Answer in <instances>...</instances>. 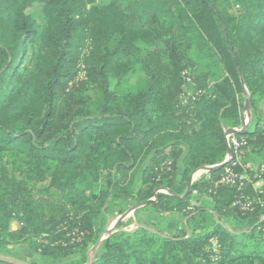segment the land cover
Returning <instances> with one entry per match:
<instances>
[{
	"label": "trees",
	"instance_id": "16d2710c",
	"mask_svg": "<svg viewBox=\"0 0 264 264\" xmlns=\"http://www.w3.org/2000/svg\"><path fill=\"white\" fill-rule=\"evenodd\" d=\"M35 3L42 28L27 13ZM204 48L227 74L221 82L211 84L199 63ZM79 65L85 80L72 84ZM137 66L146 80L132 90L127 78ZM186 79L196 92L183 104ZM244 87L253 123L238 137L246 160L263 154L264 162V0H0V254L20 243L53 261L76 250L81 256L66 264H87L95 216L124 196L144 203L170 179L169 194L143 209L185 206L181 233L118 231L90 264H264V209L241 212L232 207L236 188H213L225 167L181 199L196 169L224 162V128L241 126ZM7 156L23 158L45 189L10 176L1 166ZM168 159L171 172L157 180L151 172ZM88 179L104 191L92 210L79 188ZM246 188L264 202V185L258 195ZM193 191L211 199L210 209L190 206ZM75 229L85 237L69 245Z\"/></svg>",
	"mask_w": 264,
	"mask_h": 264
},
{
	"label": "rangeland",
	"instance_id": "374dc122",
	"mask_svg": "<svg viewBox=\"0 0 264 264\" xmlns=\"http://www.w3.org/2000/svg\"><path fill=\"white\" fill-rule=\"evenodd\" d=\"M238 10H239V6L237 4H233L231 6V10L230 13L236 17L238 16ZM27 13L32 16L36 22L39 24L40 28H42L45 24L44 19L42 17L41 14V6L37 3H35L28 11ZM208 53V49L204 48L199 55L201 56L200 60L201 62H199L202 66L206 67V71H209V73L211 74V84L212 83H217V82H221L222 80V75L223 76H227V74H224V70L222 69V66L218 65L215 63L216 58H212L211 54L207 55ZM140 56H143V53L139 54L137 57V60L140 59ZM78 72L76 74L75 79L73 80L72 84H76L79 82H82L85 80V73H84V67L83 65H79L77 67ZM228 77V76H227ZM146 80L145 75L140 71L139 67L137 66L134 70L133 73H131L128 78H127V83H128V87L132 90L136 89L137 87L141 86V84ZM115 84L116 81L115 80H111V89L115 90ZM245 88V87H244ZM245 91H243L242 95H239V102L242 105V110H241V126L239 128H235L236 130H242L244 127L247 129L248 127L250 128L252 126V111L250 109L249 106V114L250 116L247 115L246 112H244V107H245V102L248 99V93L247 90L244 89ZM184 89V97L182 98V103L185 104L187 103L186 101H188L189 97L191 99H193L195 96V92L194 91V84L190 82V79H186V84L183 87ZM258 117L260 119L264 118V104H260L259 105V109H258ZM245 129V130H246ZM228 131V129L224 128V133L226 134ZM263 154L259 155L258 158L260 159H256L254 161V164H258L261 162ZM23 158H20L19 156H7L3 159L1 166L3 168H5L8 172L9 175L12 177H16V179L19 181L20 179H26L29 187H37V189L39 188L40 190L45 189L47 182H39L37 181L35 178L31 180V177H34L35 173L30 171L29 168H25L23 166ZM172 160L168 159V161L162 162L165 163L166 166L168 163L171 164ZM161 163V164H162ZM160 164V165H161ZM159 165V166H160ZM213 167V166H212ZM159 168V167H158ZM166 167L162 168V171L160 169H157V171L153 170L151 172V175H158L157 180H159V178H161V176L170 173L171 172V165H170V171L167 172L165 170ZM203 168V167H201ZM198 168L196 169L192 174H191V178H192V184L195 183V181H199L202 177L206 176V172L201 169ZM255 168H253V170L251 171V173H249V183L248 185H252V189L253 191L257 194H261V188L264 185V180L263 181H256L253 183V181L257 178L256 173H255ZM180 172V171H179ZM199 173V174H198ZM175 175V177L179 178V176L177 175V172L173 173ZM103 179V176H102ZM162 180V179H161ZM170 180V179H169ZM169 180H165L163 182H161L159 185H155L154 188H156L157 186H159V189H156L154 191L157 192L158 194H163V195H168L169 191L167 188H170L173 185V182H170ZM157 182V181H156ZM83 186L79 185V188L82 187L84 188L86 195L90 197V201L87 202L86 206L89 207L90 210L94 209L95 207V201L100 202L101 201V197H102V193L104 192L103 190L100 189V187L96 184H91V180L88 179V181L85 184H82ZM125 186V185H123ZM168 186V187H167ZM167 187V188H166ZM188 187V186H187ZM36 189V190H37ZM138 186H136L134 188L135 191H138ZM247 189V188H246ZM245 189V191H246ZM186 193V190H185ZM184 193V195H185ZM157 194V195H158ZM257 194V195H258ZM184 195L181 197V199L184 197ZM95 196V197H94ZM186 197V196H185ZM184 197V198H185ZM92 198V199H91ZM150 199L154 200V195L153 197H151ZM256 199H262L260 197L256 198ZM254 200V199H252ZM190 206L191 207H200V208H206V209H210V207L212 206L211 203V199L210 198H202V197H198L197 195H192L190 198ZM138 205V203L135 200V197L133 196H124L123 198L119 199L116 202H111L108 203L107 205V209L106 211L103 212V214H97L95 216L94 219V223H95V236H96V242L101 241L99 247L94 251L93 247L95 244H91L88 247V250L86 252V257L87 260L90 258L91 260H93V258L96 256V254L98 253V251L101 249V245L102 242L106 239L107 237V230L110 229L114 222L121 216L126 215L127 216L117 224V231L120 230H124L127 232L133 231L135 229H137L139 226L143 225L146 228H149L150 230L156 231L158 233H163V230L167 231V229H169L170 233L176 235L181 233L179 231V226H182L184 224H181L180 220L182 217V210L180 211V209L186 208L184 207H177L176 205H173L174 208H172L169 211H161V212H156V211H152L149 209H143V208H139L136 209L134 211H130L134 206ZM264 209V205L262 206ZM62 208V207H61ZM190 208V207H189ZM65 210H70V206L69 205H63V208ZM188 210V209H187ZM190 211V210H188ZM57 211H49L46 212V214H48L49 216H51L52 214L56 215ZM72 213V212H70ZM71 215V214H69ZM263 216V217H262ZM261 216V220L264 218V215ZM170 226V227H168ZM19 226V224L16 221H13L11 223L10 226V230H16ZM79 229H75V231H78ZM74 232V231H73ZM114 232V233H116ZM113 233V234H114ZM85 237V233L83 234V236L80 237V240L78 242H70L68 243L69 245H75L77 243H80ZM219 245V244H218ZM220 247V246H219ZM24 249V250H20V249ZM29 250L31 252V250L29 249L28 246L20 244V243H16V244H11L10 246H8L6 249H4V251L0 254V257L5 259L8 262H12L14 264H18L21 263V261L27 262V258L25 259L26 255L24 254L27 253L26 251ZM13 253H17L18 256H14L11 255ZM32 255H34L33 252H31ZM30 254V255H31ZM81 255L79 253H76V250H74L70 256L64 258V259H60L58 261H53L51 259L48 258H44L42 257L40 254L37 256L35 255V259L36 257H38L36 260L33 257V260H35L36 263L38 264H66L72 261H75L76 259H78V257H80ZM213 259H215V256L212 255L211 256ZM31 261L30 264H33ZM7 262V263H8ZM29 262V261H28ZM0 263H6V262H2L0 261ZM27 264V263H26ZM29 264V263H28Z\"/></svg>",
	"mask_w": 264,
	"mask_h": 264
},
{
	"label": "built area",
	"instance_id": "2783aa9c",
	"mask_svg": "<svg viewBox=\"0 0 264 264\" xmlns=\"http://www.w3.org/2000/svg\"><path fill=\"white\" fill-rule=\"evenodd\" d=\"M225 140L230 150V153L226 156L228 164L225 166L224 172L214 181L213 188L216 189L220 186L236 188L238 194L235 196L232 202V207L237 208L241 212H252L255 207H262L264 202L261 199H257L256 201L252 200L245 193V189L249 183V173H251L253 168L256 170V177L260 181L264 180V162L254 164L252 161L246 160V156L248 154V145L244 138L226 133ZM170 165V163H168L167 166L165 163H162L158 169L161 168L160 170L162 171V168L166 167L165 170L169 172ZM193 195H197V192L193 191ZM190 209L191 208L188 210ZM81 236H83L82 232H72L69 234L70 242H78ZM218 249L219 246L217 241L215 239H211L210 251L212 255L215 256V259L213 260H216Z\"/></svg>",
	"mask_w": 264,
	"mask_h": 264
},
{
	"label": "water",
	"instance_id": "95a60500",
	"mask_svg": "<svg viewBox=\"0 0 264 264\" xmlns=\"http://www.w3.org/2000/svg\"><path fill=\"white\" fill-rule=\"evenodd\" d=\"M244 89H245V88H244ZM244 91H245V90H244ZM244 112H246L247 115L250 116V114H249V97H248V99H247L246 102H245ZM245 129H246L245 127H244L242 130L228 129L227 133L230 134V135H234V136H241V135L243 134V132L245 131ZM225 145H226V147H227V151H226V153L229 154V153H230V150H229V148H228V146H227V142H226V140H225ZM227 164H228V161L225 160V161H224L223 163H221L219 166H216V167H203V168H201V169H203L206 173H208V172H210L211 170L221 169V168L225 167ZM191 186H192V178L190 177V179H189V183H188V187H187V189H186V193H185L184 197L188 194V192H189ZM157 194H158L157 192L154 193V200H153V199H150V200H148V201H146V202H144V203L138 204V205L134 206L130 211H134V210H136V209L143 208V207H145L149 202H155V201L157 200V198H158V195H157ZM184 197H183L182 199H184ZM126 216H127V214H126V215H123V216H121V217H119V218L114 222L113 226H112L110 229L107 230V237H109L110 235H112L114 232H116V231L118 230V229H117V224H118L119 222H121ZM120 231H124V230H120ZM107 237H106V238H107ZM100 242H101V241H98V242L94 245V247H93V250H94V251L99 247ZM0 261H2V262H8V261H6L5 259H3V258H1V257H0ZM91 262H92V260L89 258L87 264H90ZM18 264H26V263H18Z\"/></svg>",
	"mask_w": 264,
	"mask_h": 264
},
{
	"label": "crops",
	"instance_id": "0c3cea01",
	"mask_svg": "<svg viewBox=\"0 0 264 264\" xmlns=\"http://www.w3.org/2000/svg\"><path fill=\"white\" fill-rule=\"evenodd\" d=\"M226 156H227V153H226ZM226 156H225L224 161L226 160ZM219 165H220V164L215 165V166H219ZM20 250H24V249L22 248V249H20ZM26 250H27V249H26ZM24 251H25V250H24ZM26 252H27V253L24 252V254L26 255L25 259L27 258V260H28L29 262H28V261H27V262L21 261V263H27V264L29 263V264H30L31 261L33 260V257H34V259H35V254L32 255L31 252H30L29 250H27ZM30 254H31V255H30ZM11 255H13L12 257H14V256H18V254H17L16 252L13 253V254H12V252H11ZM32 262H33V261H32ZM0 264H14V263H12V262H8V263H7V262H6V263H0Z\"/></svg>",
	"mask_w": 264,
	"mask_h": 264
},
{
	"label": "bare ground",
	"instance_id": "6f19581e",
	"mask_svg": "<svg viewBox=\"0 0 264 264\" xmlns=\"http://www.w3.org/2000/svg\"><path fill=\"white\" fill-rule=\"evenodd\" d=\"M199 174V173H198Z\"/></svg>",
	"mask_w": 264,
	"mask_h": 264
}]
</instances>
